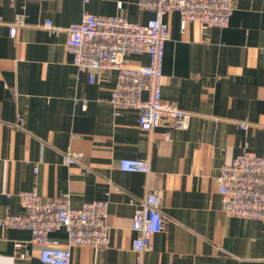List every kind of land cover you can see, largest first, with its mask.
Returning <instances> with one entry per match:
<instances>
[{
  "label": "crops",
  "instance_id": "0c3cea01",
  "mask_svg": "<svg viewBox=\"0 0 264 264\" xmlns=\"http://www.w3.org/2000/svg\"><path fill=\"white\" fill-rule=\"evenodd\" d=\"M232 1L226 29L190 22L182 33L179 14L165 16L162 98L192 117L186 130L165 122L146 132L138 110L110 104L116 72L90 83L78 71L64 30L84 13L140 24L153 13L138 0H0V219L24 214L18 193L69 195L75 209L108 203L110 240L74 247L71 264H264V222L223 213L216 181L244 150L264 158V0ZM69 152L81 159L64 165ZM122 159L147 160L151 172L121 171ZM149 192L161 196L165 223L139 261L133 216ZM48 239L67 247L65 229ZM40 252L29 231L0 227V264H43Z\"/></svg>",
  "mask_w": 264,
  "mask_h": 264
},
{
  "label": "built area",
  "instance_id": "2783aa9c",
  "mask_svg": "<svg viewBox=\"0 0 264 264\" xmlns=\"http://www.w3.org/2000/svg\"><path fill=\"white\" fill-rule=\"evenodd\" d=\"M48 1V0H35ZM142 11L154 14L146 24L133 23L122 16H98L84 13L79 23L70 25L66 33V50L73 57V64L80 72L95 76L104 72H116V86L110 104L116 109L139 111L138 126L151 132L165 122L176 130L189 127L191 113L179 109L162 98L163 64L165 45L170 37L165 16L178 13L181 31L187 24L197 22L203 29H226L234 11L232 0H138ZM24 25L18 19L10 27L14 37L18 27ZM49 31L61 29L47 21ZM146 55L147 65L132 66L131 56ZM146 95L144 99L143 96ZM242 129L246 124L240 125ZM169 139V135H165ZM79 153H66L64 165L76 164ZM121 171L128 173L151 172L147 160L122 159ZM221 210L227 216L264 222V158L244 150L231 164L221 167L216 178ZM23 215L6 214L0 219V227L27 230L32 241L41 248L43 264H71L74 247L105 249L109 247V227L106 224L108 203H85L75 209L69 195L45 199L36 191L18 193ZM161 196L147 193L140 200L133 216L132 230L136 233L132 246L139 255L150 250L153 236L164 229ZM65 229L68 234L66 248L50 242L48 235Z\"/></svg>",
  "mask_w": 264,
  "mask_h": 264
}]
</instances>
